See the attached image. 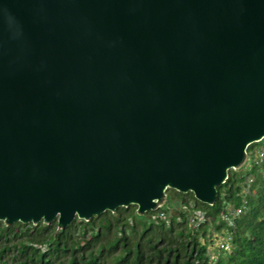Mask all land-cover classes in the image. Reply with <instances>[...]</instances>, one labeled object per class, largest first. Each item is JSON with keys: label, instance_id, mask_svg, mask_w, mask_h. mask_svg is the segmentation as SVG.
Listing matches in <instances>:
<instances>
[{"label": "water", "instance_id": "water-1", "mask_svg": "<svg viewBox=\"0 0 264 264\" xmlns=\"http://www.w3.org/2000/svg\"><path fill=\"white\" fill-rule=\"evenodd\" d=\"M262 139L264 0H0L4 226L213 206Z\"/></svg>", "mask_w": 264, "mask_h": 264}, {"label": "trees", "instance_id": "trees-1", "mask_svg": "<svg viewBox=\"0 0 264 264\" xmlns=\"http://www.w3.org/2000/svg\"><path fill=\"white\" fill-rule=\"evenodd\" d=\"M263 142L264 139L249 145L247 153ZM256 159L252 160L249 156L248 163L240 170L228 172L227 180L217 188V199L213 206L196 201L191 193L181 194L171 190L182 202L180 209H177L180 222L187 223L188 216H183L187 210L183 208L189 206L186 201L189 195L195 210L207 215L212 213L211 224H215L217 219L221 225H225L224 235L230 249L219 247L221 251L228 252L215 261L208 257L206 246L197 235V231L206 232V225L197 229L182 226L174 233V224L178 223L160 221L156 226L150 223L143 227V232H151L145 240L144 248L139 241L132 244L125 242L126 235L122 229L124 223L120 220L121 224L116 228L119 227L118 232L122 238L116 237L96 247L97 241L94 242L93 238L86 241L82 239L88 232L86 226L97 218L92 217L87 223L75 219L82 224L79 239L73 238L72 232L67 237L65 235L67 228L75 220L62 231H58L52 224L45 226L40 223L33 226L15 223L6 227L0 222V264H103V260L119 247L118 254L110 259L111 264H264V159ZM248 178L251 180L250 184L247 183ZM243 187L247 188L248 194H243ZM170 199L168 195V202L163 208L148 213L165 218V210L170 209L172 204ZM224 207L242 209L239 215L232 218V226H226L219 214ZM135 215L133 213L132 218ZM215 216L217 217L214 218ZM116 217L117 215L113 216ZM105 222L108 232L113 224L110 220ZM96 235H99L98 231Z\"/></svg>", "mask_w": 264, "mask_h": 264}, {"label": "rangeland", "instance_id": "rangeland-1", "mask_svg": "<svg viewBox=\"0 0 264 264\" xmlns=\"http://www.w3.org/2000/svg\"><path fill=\"white\" fill-rule=\"evenodd\" d=\"M260 153L264 155V142L254 146L252 150L250 151V153H247V157L250 156L252 160L256 159V157H259L260 159H264V156L262 157L258 156ZM250 181H251L250 178H248L247 183L250 184ZM242 191H243V194H248L246 187H243ZM166 194L170 196L171 198L170 200L172 204L170 205V209H167V211L165 210L166 212L165 218L160 217L161 215L159 216L160 217L159 218L157 214H149V213H145L144 216L135 215V218H132L133 213L136 210V206H129L128 208H126L127 210L125 208H120V210L119 209L116 210L115 213H110L107 211L97 216V218L94 217L96 219H93L92 221H90L89 225L86 226L88 228L87 230L88 232H86L85 236H83L82 239L86 241L88 240V238L90 239L93 238L94 242L97 241L96 247H100L102 246L103 243L109 242L116 237L122 238L121 233L118 232L119 227L116 228L118 224H121V222H119L120 220L122 221V223H124V227L122 229L124 231V234L126 235L125 242L127 244H130V243L132 244L133 242L139 241L143 245V247L145 246L144 243H145L146 238L151 235V232H147V233L143 232L144 231L143 227L145 226L147 227L150 223H153L154 226H156L157 223H159L160 221H165L166 223L168 222L178 223V224H174V227H173L175 230L173 231L174 233H176L177 230H180L182 226H185L188 229L189 227L188 224L186 222L184 223L182 221L180 222V219L178 216L177 209H180L182 202L178 200L177 196H175V194L171 190H167ZM186 199H187L186 201L188 202L189 206L183 208L184 210H187L185 211L183 216L187 217L189 214L196 212V213H202L205 218V224L203 225H206V232L203 233L202 230H200V231H197V235L200 239V242L206 246L208 257L211 259V261H215L216 258H218L219 256H224V254L227 253L228 251H221L219 247L222 245L224 241H226V236L224 235V233L226 232L225 225H221V223L217 219L215 221V224H211V220H212L211 214L212 213L209 212V215H207V213L205 212H200L197 209L195 210V205L191 197L188 195ZM231 210L232 209L230 207H224L219 211V214L223 215L224 217L226 214L229 215ZM115 215H117V217L113 218V216ZM216 217L217 216H215L214 218ZM141 219L143 220L141 221ZM78 220L77 221L75 220V223H73L67 228L66 233H65L66 237L69 236V234L72 232L73 238L79 239V236H81V233H82V224L79 221H82V220H79V221ZM107 220H110L113 224L111 230L108 232H106V230H108L109 228L105 222ZM51 224L53 227L54 226L56 227V221H53ZM97 231L99 235H96ZM101 234L103 235L102 237L99 238ZM227 248H228L227 250L230 249L229 243H228ZM119 250H120V247L117 249V251L111 252L107 256V258L103 260V264H111L110 259L113 256L117 255Z\"/></svg>", "mask_w": 264, "mask_h": 264}, {"label": "built area", "instance_id": "built-area-1", "mask_svg": "<svg viewBox=\"0 0 264 264\" xmlns=\"http://www.w3.org/2000/svg\"><path fill=\"white\" fill-rule=\"evenodd\" d=\"M258 156L262 157L263 154L260 153ZM241 212H242L241 208L240 209H233L230 211L229 215L226 214L224 217H223V215H221V217H222L223 221L225 222L226 226L227 225L232 226V218L239 215ZM187 224L189 227L197 229V228H200L203 224H205V218H204L202 213L194 212V213L188 215ZM227 235H229V234L227 233ZM220 247L223 248L224 250H227L228 249L227 248L228 243H226V241H224Z\"/></svg>", "mask_w": 264, "mask_h": 264}, {"label": "bare ground", "instance_id": "bare-ground-1", "mask_svg": "<svg viewBox=\"0 0 264 264\" xmlns=\"http://www.w3.org/2000/svg\"><path fill=\"white\" fill-rule=\"evenodd\" d=\"M264 156V155H263ZM257 160V159H256ZM256 179V178H255ZM255 182V181H254ZM144 216V215H143ZM141 228V227H140ZM139 235V234H138Z\"/></svg>", "mask_w": 264, "mask_h": 264}, {"label": "flooded vegetation", "instance_id": "flooded-vegetation-1", "mask_svg": "<svg viewBox=\"0 0 264 264\" xmlns=\"http://www.w3.org/2000/svg\"><path fill=\"white\" fill-rule=\"evenodd\" d=\"M127 208H128V207H127ZM118 209H119V208H118ZM118 209H117V210H118ZM115 212H116V211H115ZM115 212H114V213H115ZM134 213H135V211H134Z\"/></svg>", "mask_w": 264, "mask_h": 264}]
</instances>
